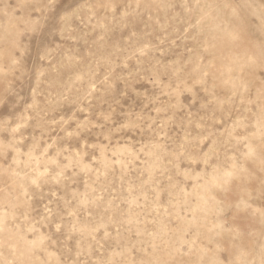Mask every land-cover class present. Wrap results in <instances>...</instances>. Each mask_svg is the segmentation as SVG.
Segmentation results:
<instances>
[{"label":"rangeland","instance_id":"rangeland-1","mask_svg":"<svg viewBox=\"0 0 264 264\" xmlns=\"http://www.w3.org/2000/svg\"><path fill=\"white\" fill-rule=\"evenodd\" d=\"M0 264H264V0H0Z\"/></svg>","mask_w":264,"mask_h":264}]
</instances>
